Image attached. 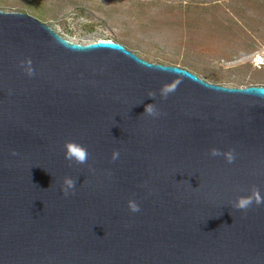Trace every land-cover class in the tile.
Here are the masks:
<instances>
[{
	"label": "water",
	"instance_id": "1",
	"mask_svg": "<svg viewBox=\"0 0 264 264\" xmlns=\"http://www.w3.org/2000/svg\"><path fill=\"white\" fill-rule=\"evenodd\" d=\"M67 141L86 163L64 158ZM254 188L264 197V86L208 83L0 11V264H264V204L232 207Z\"/></svg>",
	"mask_w": 264,
	"mask_h": 264
},
{
	"label": "rangeland",
	"instance_id": "2",
	"mask_svg": "<svg viewBox=\"0 0 264 264\" xmlns=\"http://www.w3.org/2000/svg\"><path fill=\"white\" fill-rule=\"evenodd\" d=\"M62 38L107 40L212 84L264 86V0H0Z\"/></svg>",
	"mask_w": 264,
	"mask_h": 264
},
{
	"label": "clouds",
	"instance_id": "3",
	"mask_svg": "<svg viewBox=\"0 0 264 264\" xmlns=\"http://www.w3.org/2000/svg\"><path fill=\"white\" fill-rule=\"evenodd\" d=\"M254 60L258 62V61H262V58L255 57ZM30 63H31L30 61L25 62V64L29 65L25 69L26 74L29 76L33 75V70L30 67ZM261 66L263 65L261 64ZM170 91H171L170 89H164L161 92L162 97L166 98ZM149 97L152 98V94H150ZM143 114H146L154 118L160 115L159 111L156 109L153 103L145 105ZM208 154L211 157H221L222 156L225 159V161L229 164L233 163L235 160V153L233 150H227V151L222 152L221 150L217 148H211ZM64 158L69 162H74L76 164H84L88 160V151L82 144L78 142L67 141L65 142V145H64ZM111 159L113 161L119 159V152L114 150L112 152ZM75 186H76V180H74L70 176L64 177L62 181V186H61L62 194L65 196L70 195L74 191ZM254 204L256 206L264 204V197L261 196L259 190L256 188L252 189L249 195L238 196L233 202L232 207L240 211H246L250 207H252ZM128 208H129V211L132 213H137L140 211L139 204L136 203L134 200L128 201Z\"/></svg>",
	"mask_w": 264,
	"mask_h": 264
},
{
	"label": "built area",
	"instance_id": "4",
	"mask_svg": "<svg viewBox=\"0 0 264 264\" xmlns=\"http://www.w3.org/2000/svg\"><path fill=\"white\" fill-rule=\"evenodd\" d=\"M260 59V58H259ZM261 64L264 65V62L263 61H256V60H253V66L256 67V68H260L261 67Z\"/></svg>",
	"mask_w": 264,
	"mask_h": 264
}]
</instances>
